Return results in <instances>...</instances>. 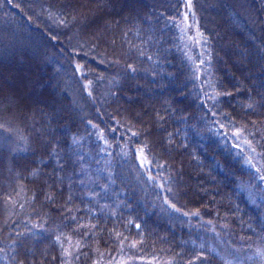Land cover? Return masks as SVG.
I'll use <instances>...</instances> for the list:
<instances>
[{"label":"trees","instance_id":"trees-1","mask_svg":"<svg viewBox=\"0 0 264 264\" xmlns=\"http://www.w3.org/2000/svg\"><path fill=\"white\" fill-rule=\"evenodd\" d=\"M0 264H264V0H0Z\"/></svg>","mask_w":264,"mask_h":264},{"label":"rangeland","instance_id":"rangeland-1","mask_svg":"<svg viewBox=\"0 0 264 264\" xmlns=\"http://www.w3.org/2000/svg\"><path fill=\"white\" fill-rule=\"evenodd\" d=\"M114 1L117 2L119 5L128 3V0H114ZM116 6L118 7V5H116ZM25 82H26V80H23L24 85H25ZM27 85H29V83ZM28 88H30V86H28Z\"/></svg>","mask_w":264,"mask_h":264},{"label":"snow or ice","instance_id":"snow-or-ice-1","mask_svg":"<svg viewBox=\"0 0 264 264\" xmlns=\"http://www.w3.org/2000/svg\"><path fill=\"white\" fill-rule=\"evenodd\" d=\"M137 227H139V226H137Z\"/></svg>","mask_w":264,"mask_h":264}]
</instances>
